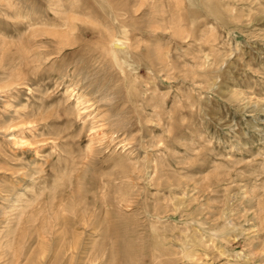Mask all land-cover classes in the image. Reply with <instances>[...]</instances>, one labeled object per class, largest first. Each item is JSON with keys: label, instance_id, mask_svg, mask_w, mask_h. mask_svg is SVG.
<instances>
[{"label": "rangeland", "instance_id": "rangeland-1", "mask_svg": "<svg viewBox=\"0 0 264 264\" xmlns=\"http://www.w3.org/2000/svg\"><path fill=\"white\" fill-rule=\"evenodd\" d=\"M0 264H264V0H0Z\"/></svg>", "mask_w": 264, "mask_h": 264}, {"label": "bare ground", "instance_id": "bare-ground-1", "mask_svg": "<svg viewBox=\"0 0 264 264\" xmlns=\"http://www.w3.org/2000/svg\"><path fill=\"white\" fill-rule=\"evenodd\" d=\"M117 42H118V41H117ZM117 42H116V43H117ZM118 44H119V43H118ZM119 46H120V45H119Z\"/></svg>", "mask_w": 264, "mask_h": 264}]
</instances>
